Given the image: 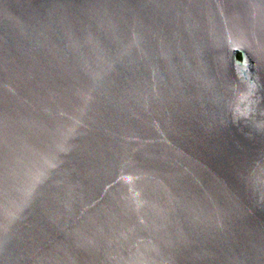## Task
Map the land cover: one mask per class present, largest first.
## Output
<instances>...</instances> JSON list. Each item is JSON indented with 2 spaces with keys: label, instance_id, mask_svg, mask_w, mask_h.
Masks as SVG:
<instances>
[{
  "label": "water",
  "instance_id": "95a60500",
  "mask_svg": "<svg viewBox=\"0 0 264 264\" xmlns=\"http://www.w3.org/2000/svg\"><path fill=\"white\" fill-rule=\"evenodd\" d=\"M0 264H264V0H0Z\"/></svg>",
  "mask_w": 264,
  "mask_h": 264
}]
</instances>
